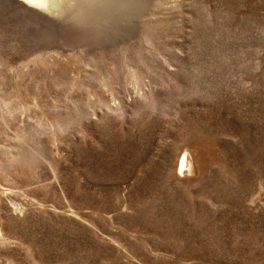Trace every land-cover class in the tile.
<instances>
[{
	"label": "rangeland",
	"instance_id": "obj_1",
	"mask_svg": "<svg viewBox=\"0 0 264 264\" xmlns=\"http://www.w3.org/2000/svg\"><path fill=\"white\" fill-rule=\"evenodd\" d=\"M0 264H264V0H0Z\"/></svg>",
	"mask_w": 264,
	"mask_h": 264
},
{
	"label": "bare ground",
	"instance_id": "obj_2",
	"mask_svg": "<svg viewBox=\"0 0 264 264\" xmlns=\"http://www.w3.org/2000/svg\"><path fill=\"white\" fill-rule=\"evenodd\" d=\"M27 1L34 6L42 8L47 11L51 7L52 0H27ZM190 162H191V154L189 153L188 150H185L184 152H182L178 162L180 174L189 173L191 171Z\"/></svg>",
	"mask_w": 264,
	"mask_h": 264
}]
</instances>
